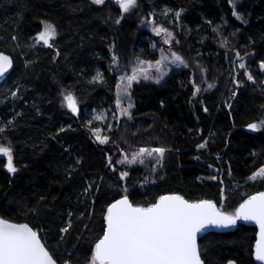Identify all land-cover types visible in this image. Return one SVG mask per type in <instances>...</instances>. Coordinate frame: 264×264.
I'll list each match as a JSON object with an SVG mask.
<instances>
[{
	"label": "trees",
	"instance_id": "1",
	"mask_svg": "<svg viewBox=\"0 0 264 264\" xmlns=\"http://www.w3.org/2000/svg\"><path fill=\"white\" fill-rule=\"evenodd\" d=\"M236 6L246 23L232 16L229 0H138V7L116 24L121 12L110 0L104 5H93L91 0H0V51L14 62L0 84V127L15 120L0 134V144L11 142L18 169L8 173L6 160L0 159V217L28 223L58 264L66 259L85 264L102 235L105 208L124 195L125 188L138 204L178 193L188 200H213L229 213L248 195L264 190V180L248 179L264 165V129H245L248 123L264 119L263 87L259 86L264 0H236ZM165 9L173 11L165 16ZM181 9L177 19L174 12ZM149 18L174 30L188 58L205 67L221 86L194 97L187 69L169 74L161 84L135 83L132 119L121 118L118 127L113 119V142L100 145L88 131L85 115L101 114L109 107L115 111L118 70L112 65L109 47L121 65L137 56L155 61L158 53L151 33L138 28L141 20ZM44 20L58 30L54 47L40 43L33 48ZM216 26L229 41L226 47H221L222 39L212 30ZM57 49L60 56L54 61ZM231 51L248 54L247 64L257 80L239 87L233 100L231 62L226 59ZM97 71L106 83H90ZM65 90L78 98L76 116L62 106ZM12 92L17 95L13 97ZM61 127L65 131L56 135ZM204 140L208 147L197 149ZM145 145L168 149L163 166L155 172L152 161L134 166L115 163L121 150ZM109 156L115 172L108 167ZM121 171L129 172L125 180L120 179ZM90 182L93 187L85 195ZM69 212L72 228L61 240L59 229ZM255 233V228L238 224L231 232L204 235L198 242L204 264L228 260L255 264Z\"/></svg>",
	"mask_w": 264,
	"mask_h": 264
},
{
	"label": "snow or ice",
	"instance_id": "2",
	"mask_svg": "<svg viewBox=\"0 0 264 264\" xmlns=\"http://www.w3.org/2000/svg\"><path fill=\"white\" fill-rule=\"evenodd\" d=\"M115 2L121 12V18L116 19V24H120L124 14L130 13L138 7V0H115ZM91 3L93 5H104L105 0H91ZM229 4L232 8V16L246 23L247 21L244 20L237 9L236 0H229ZM172 11L171 9H165L162 14L167 16ZM182 11L181 9L174 12L177 19L181 16ZM40 23L42 24V30L36 35L31 47L34 48L42 42L43 46L53 48V41L58 36L57 28L46 20ZM149 23L152 24V31L157 36L163 35L162 42L164 44L171 46L173 41L179 43L171 31L157 25L154 20L149 21ZM207 23L211 24L212 22L207 21ZM212 30L214 33L219 34L220 26L213 27ZM237 31L239 30L237 29ZM232 35H235V33ZM12 39L17 40L18 38L13 36ZM228 43L227 38L220 41L221 47H226ZM153 47L155 48L156 45H153ZM164 51V49H161V58L155 62L143 60L137 56L132 65L131 74H125L118 78L115 100L116 110L113 113V119L116 121L117 127L120 117L132 119L130 110L134 107V104L131 101V89L134 82L152 80L154 83L159 84L168 74L169 63L188 67V63L178 52L170 51L169 55H163ZM59 56L60 51L57 49L53 60L55 61ZM235 56L239 60L238 68L243 70L246 80L256 84L257 80L244 61V57L238 51ZM13 63L12 57L0 52V77L5 76L9 69L13 67ZM112 65L115 66L116 70H119V58L115 54L112 56ZM25 66L27 67V64ZM153 68L155 69V76L150 71ZM259 70L264 73V60L259 62ZM201 71L205 70L201 68ZM90 83L102 84L106 81L103 74L97 71ZM232 83L239 88L244 81L233 76ZM259 83L264 85V80H260ZM213 87L214 84H208V89ZM193 89V96L195 97L201 91V88L193 83ZM261 91L264 94V89H261ZM11 95L15 97L17 93L12 92ZM236 95L237 93L233 91L232 97ZM61 96L62 106H66L74 115L78 114V98L67 90L62 91ZM125 98H127L126 106L124 105ZM225 106L231 108V104ZM261 107L264 108V105H261ZM204 111L208 112V108L205 107ZM102 119L106 123V117L102 115H94L93 117L95 121H101ZM14 124V118L8 120L5 126L0 127V134L5 133ZM87 127L98 144L105 145L113 142L110 136V133L114 131L112 124L106 123L109 134H105L102 128L96 127L92 120L87 121ZM246 128L251 132H259L264 129V119L259 122H250L246 125ZM64 131L65 128L61 127L56 135ZM55 138L56 136H52V139ZM207 147V140L197 144V149ZM167 151L168 149L163 146L139 147L132 152L131 159L128 158L126 152H122V158L115 161V163L132 165L139 162L144 164L145 158H151L155 161L152 165V171L155 172L158 167L163 166V159ZM253 155L256 154L253 153ZM0 156L6 159L4 166L7 172L15 174L18 169L14 163V147L11 142L8 145L0 144ZM76 163H80L79 159ZM112 165L113 159L109 156L108 167L115 172L116 169ZM128 176V171L120 172L121 180H125ZM211 178L213 180L217 179L215 176ZM257 178L264 180V166L253 172L248 179L254 181ZM93 184L94 182H90L87 188L84 189L85 195L90 192ZM96 187L99 190V186ZM123 191L124 195H121L119 199H114L107 205L106 211L103 213L102 235L92 245L90 258L85 260V264H204L197 245V234L210 226L229 227L235 225L238 220L255 221L259 226L260 231L254 247V255L257 261L264 262V191H257L252 195H248L231 213L218 208L212 200H188L177 193L159 195L154 202H150L145 206L134 203L130 199L127 188ZM221 197L224 198L223 189H221ZM43 199L41 197V200ZM72 215L71 212L68 213L67 222L59 229L62 234L61 240L72 228ZM83 215L81 213V217ZM87 227L88 225L85 224V228ZM0 264H57V261L50 254L46 245L41 242L37 231H34L28 223H14L9 219L0 217ZM64 264H72L71 259H66ZM227 264H235V261L228 260Z\"/></svg>",
	"mask_w": 264,
	"mask_h": 264
},
{
	"label": "rangeland",
	"instance_id": "3",
	"mask_svg": "<svg viewBox=\"0 0 264 264\" xmlns=\"http://www.w3.org/2000/svg\"><path fill=\"white\" fill-rule=\"evenodd\" d=\"M155 21V23L157 24V25H161V26H163L164 28H166V29H168L169 31H171L173 34H174V36H175V38H176V40L177 41H179V43L177 44V43H175V41H173V44L170 46V45H167V44H164L163 42H162V40H163V35H161V36H157L153 31H152V24L151 23H149V21ZM138 28L140 29V30H147L148 32H150L151 33V35H152V37H153V45H156V47L154 48L153 47V49H154V51H156L157 53H158V57H157V59L156 60H158V59H160L161 58V55H162V53H161V49H164L165 51L163 52V55H169L170 54V51H176V52H178L184 59H185V61L188 63V67L187 68H185L183 65H179V66H177L176 64H171V63H169L168 64V74L164 77V79L163 80H161V82L159 83V84H161L164 80H165V78L169 75V74H171V73H174V72H178L180 69H187L188 71H190V73H191V82H192V84L193 83H195L196 85H198L200 88H201V91L200 92H208V91H210L211 89H208V84H214V87H218V88H220V84H219V82H218V79H213L212 78V76L207 72V70H206V68L205 67H200L199 66V64H198V62L197 61H192L191 59H189L188 58V56H187V54L185 53V51L183 50V48H182V45H181V42H180V39H179V37H178V35L174 32V30H172V29H170L168 26H166V24H164V22L163 23H160V22H158L156 19H154V18H149V19H146V20H141V22L138 24ZM223 32L220 30V32H219V34H218V36H219V38L220 39H223V38H225L223 35ZM112 47L110 46L109 47V52H110V54H111V57L113 56V52H112ZM232 53L230 54V52H228V53H226V59L228 60V61H230L231 63H230V65H231V68H230V80H231V84H232V86H231V90H232V87L234 88V90L233 91H237L239 88H237L236 87V85H234L233 83H232V78H233V76H236L239 80H241V81H244V83H243V85L245 84V83H250V84H252L251 82H248L247 80H246V77L243 75V70H240L239 68H238V63H239V60L236 58V56H235V53L237 52V51H231ZM239 53H240V55L242 56V57H244V61L247 63V61H248V59H249V57H248V54H241V52L240 51H238ZM155 60V61H156ZM155 61H153V62H155ZM134 62H135V58H131L130 59V61L125 65H121L120 64V62H119V70L117 71L118 72V77L117 78H119V77H121V76H123V75H125V74H131V68H132V65L134 64ZM115 67V66H114ZM201 68H203L205 71H201ZM235 69V70H234ZM151 72H152V74H153V76H155V69L153 68V69H151L150 70ZM100 72V71H99ZM97 73V72H96ZM96 75V74H95ZM260 80H264V73H261V77H260ZM118 82H119V79H118V81H117V83H116V86H117V84H118ZM142 82H144V83H154L152 80H149V81H144V80H141L140 81V83H142ZM135 84V82L133 83V85ZM156 84V83H155ZM242 85V86H243ZM252 85H254V84H252ZM241 86V87H242ZM259 86H262L263 87V89H264V85H259ZM232 91V92H233ZM116 95H117V87H115V95H114V103H115V100H116ZM234 99V97H232V100ZM232 100H230V101H232ZM131 101H132V99H131ZM124 105L126 106L127 105V98H125L124 99ZM66 107V106H65ZM67 108V107H66ZM79 109V108H78ZM67 110H68V112H70L71 113V111L67 108ZM115 110H116V104H115ZM79 112V111H78ZM115 111L113 110V109H111L110 107L108 108V109H106L105 111H103L101 114H97V115H102V116H104V117H106V123H109V124H112L113 123V113H114ZM72 114V113H71ZM79 114V113H78ZM77 114V115H78ZM94 115H96V113H94V112H88L86 115H85V118H86V122L87 121H89V120H92L93 121V124L96 126V127H100V128H102L103 130H104V133L105 134H109L108 132H107V129H106V123H105V120H101V124H98V121H95V120H93V117H94ZM76 116V115H75ZM121 118H123V117H120V119ZM139 147H160V146H150V145H145V146H138V147H134V148H131V149H129L128 151H124V150H121L120 151V153H121V158H122V152H126L127 154H128V158L129 159H131V154H132V152H134V151H136ZM166 154V153H165ZM165 157V156H164ZM120 158V159H121ZM149 161H152V163H154L155 161L153 160V159H151V158H145V163H148ZM140 165V163L139 162H137V163H134V164H132V165H128V166H134V165ZM123 165H126L127 166V164H123ZM264 166V165H263Z\"/></svg>",
	"mask_w": 264,
	"mask_h": 264
},
{
	"label": "water",
	"instance_id": "4",
	"mask_svg": "<svg viewBox=\"0 0 264 264\" xmlns=\"http://www.w3.org/2000/svg\"><path fill=\"white\" fill-rule=\"evenodd\" d=\"M114 3L115 0H110ZM1 52V51H0ZM5 55H8L7 53H4ZM10 56V55H8ZM13 68V67H12ZM12 68L9 69V71L5 74V76L3 77H0V84L9 76V74L11 73L12 71ZM72 115H74L72 113ZM77 115V114H75ZM247 131H250L248 130L247 128H245ZM261 191H264V190H261ZM167 194H170V193H167ZM178 194V193H177ZM254 194V193H252ZM251 194V195H252ZM164 195V194H163ZM181 195V194H180ZM247 197H245L244 199H246ZM119 199V198H117ZM243 199V200H244ZM202 200V199H201ZM206 200H209V199H206ZM243 200L241 201V203L243 202ZM213 201V200H212ZM214 202V201H213ZM214 204L216 205V203L214 202ZM146 206V205H145ZM217 206V205H216ZM218 207V206H217ZM107 208V207H106ZM106 208H105V211H106ZM14 223H25V222H14ZM238 224H243V225H247V226H251L253 228H255L256 230V233H255V240H254V243H253V246H252V259L254 261L255 264H264V262H260V261H257L255 259V255H254V247H255V244H256V241L258 239V233L260 231L259 229V226L255 223V221H244V220H238L236 222L235 225H232V226H229V227H215V226H210V227H207L206 229H204L203 231H201L200 233L197 234V245H198V242H199V239H201L204 235L210 233V232H217V233H225V232H231V231H234L236 229V227L238 226ZM30 226V225H29ZM31 227V226H30ZM34 230V229H33ZM35 231V230H34ZM42 242V240H41ZM43 243V242H42ZM94 245V244H93ZM198 248H199V245H198ZM202 259V258H201ZM58 264V263H57ZM227 264V262L225 263ZM236 264V263H235Z\"/></svg>",
	"mask_w": 264,
	"mask_h": 264
},
{
	"label": "flooded vegetation",
	"instance_id": "5",
	"mask_svg": "<svg viewBox=\"0 0 264 264\" xmlns=\"http://www.w3.org/2000/svg\"><path fill=\"white\" fill-rule=\"evenodd\" d=\"M40 30H42V24L40 25ZM40 30H39V31H40ZM37 34H38V33H37ZM37 34H36V35H37ZM36 35L34 36V38L36 37ZM41 43H42V42H41ZM0 159H5V158L2 157V156H0ZM5 160H6V159H5Z\"/></svg>",
	"mask_w": 264,
	"mask_h": 264
}]
</instances>
